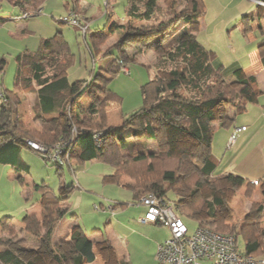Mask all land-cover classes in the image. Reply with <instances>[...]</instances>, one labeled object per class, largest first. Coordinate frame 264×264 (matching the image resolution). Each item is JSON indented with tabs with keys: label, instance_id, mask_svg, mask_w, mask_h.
<instances>
[{
	"label": "trees",
	"instance_id": "trees-1",
	"mask_svg": "<svg viewBox=\"0 0 264 264\" xmlns=\"http://www.w3.org/2000/svg\"><path fill=\"white\" fill-rule=\"evenodd\" d=\"M2 1L0 0V9L6 2ZM45 2L46 0H10L9 4L18 10L12 20L40 16ZM78 3L79 1L74 2L73 12L79 10ZM107 12L106 27L110 25L107 33L93 32L90 27L86 34L81 32L93 60L101 59L100 47L107 41V35L115 33L119 36V41L105 56L101 55L105 57L103 60L111 58V64L105 70L106 76L98 73L92 78V84V81L86 85V81L70 82L68 76L74 66L75 55L70 52V45L60 31L53 37L43 39L38 50H26L15 57L17 72L14 88L11 91L1 89L0 163L14 167L19 172H29V165L21 157V149L25 147L40 154L39 150L30 146L29 141L49 150L59 143L71 142L64 153V159L68 163L71 160H75L76 164L98 161L110 165L114 169L113 176L117 184H120L123 175L131 176L135 182L132 187L134 200L131 203L153 193L170 204L183 220L193 218L202 212L206 204L199 189L200 178L203 177L207 182L213 181L219 187V181L225 177L218 173L220 163L212 154L217 122L223 117L226 105L239 112L246 110V97L259 94L256 80L244 78L240 68L225 69L217 54L207 50L197 40L201 20L206 12L204 0H130L127 19L121 24L112 20V12ZM182 17L184 26L169 45L166 47L164 41L156 43L154 53L158 59L153 73L142 87V109L130 116H123V122L119 125H106L105 110L121 104L120 98L108 90L107 84L122 73L124 68L130 69L131 63L138 62L127 54L129 41L132 38H150L167 33ZM1 21L3 19H0V25L3 23ZM60 23L64 22L60 20ZM138 23L150 25L139 29ZM30 33L29 30H24L20 35L14 36L26 38ZM112 56L116 58L113 59ZM5 65L6 62L0 60V72L4 71ZM27 92L36 94L34 113L42 126L38 131L28 130L18 118L17 105L22 103ZM84 95L92 98L93 102H89L87 106L81 103ZM97 113H104L97 125L83 124V120L80 121L82 115L95 116ZM227 123L228 120L223 117L220 126L225 127ZM174 132L177 142L180 138L187 137L194 142L196 150L190 152L181 148L175 156L171 137ZM141 134L156 141L159 150L156 152L143 148L144 144L138 141ZM124 151L130 153L128 155L131 159H127ZM43 158L46 159L45 156ZM146 161H151L146 173H135L129 164ZM188 164H200L201 167L187 176L183 172ZM54 165L58 169L65 167ZM72 169L76 171L75 167ZM228 176L229 179L236 180L233 176ZM18 178L22 180L21 176ZM164 183L168 185L164 187ZM36 188L43 196L45 218L39 220L37 216L28 214L23 222L25 231L41 241L42 248L50 257L48 264L94 263L96 255L93 242L80 226L71 235L69 252L55 251L52 245L53 233L67 212V209L61 208L60 203L68 196L57 197L53 189L46 185H37ZM183 188L191 190L188 198L175 201L170 197L169 194ZM227 209V199L223 195L215 196L208 203L211 218ZM263 212V206L254 205L238 230L224 225L231 216H222L218 218L214 230L234 236L237 243L241 236L245 241V248L241 250L244 255L264 258ZM6 219L1 221L3 228ZM199 227L203 225L200 224ZM10 229L14 231L12 227ZM42 230H46L44 237ZM0 264L36 263L24 260L18 250L9 248L0 252ZM118 264L128 263L118 261Z\"/></svg>",
	"mask_w": 264,
	"mask_h": 264
},
{
	"label": "rangeland",
	"instance_id": "rangeland-1",
	"mask_svg": "<svg viewBox=\"0 0 264 264\" xmlns=\"http://www.w3.org/2000/svg\"><path fill=\"white\" fill-rule=\"evenodd\" d=\"M4 1L6 2L3 3L0 9V19H3L1 21L3 23L0 25V60H4L6 65L4 71L0 72V104L2 103L1 89L11 91L15 85L17 72L15 57L26 50H38L41 39L52 37L56 34L57 29L64 32V36L70 44V52L75 55L74 66L69 75L71 82L80 80L86 81L85 85L90 83L92 78L100 73L101 67H105L107 61L110 62L111 58H108V60H103V58H105L104 56L107 51L119 41L117 34H112L114 36L107 35V41L100 47L101 59L94 61L81 31L69 24L60 23L62 18L70 16L71 11L67 10L66 6L67 3L72 6L73 0H47L40 16L19 21L12 20V16L16 15L18 10L9 4L10 0H3L2 2ZM129 2L130 0H81L80 4L83 5L81 7L85 12V16L91 22V31L97 32L105 31L106 29L107 11L113 12L114 19L117 21H121L127 17ZM243 3L248 4L252 3V1L242 0V3L234 4L223 14V18L233 17V9L238 10L239 7L243 6ZM75 12L84 19L85 25H89L82 11L78 10ZM216 12L217 9L212 7V11L210 10L207 13L206 19L208 23L214 20ZM241 17L243 16L241 15L240 18H236L231 22L232 25L225 36L221 32L212 33L208 36L204 30L199 34V41L209 49L211 47L213 50L216 49L215 51H217L228 66L231 64L229 61L233 59L234 53L242 49L241 41L235 31V25L237 24L235 21H238ZM184 22V17H182L178 24L167 33L165 32L150 38H132L129 41L126 47L127 54L133 56L138 62L130 64L129 71L131 75H126L122 72L107 84L108 90L116 94L121 100L118 108L121 109L122 117L126 115L130 116L142 109V87L148 81L149 75L153 73L155 62L158 59L154 53L156 43L164 41L162 43L167 47L172 38L183 28ZM145 25L150 24L138 23L137 28L141 29ZM24 27L33 32L30 37L27 39L25 37L19 39L12 37V32L21 34ZM88 40H90V36H88ZM141 48L142 50L140 51ZM86 100V106L90 104L89 102H93L89 96H86ZM35 101V93H25L22 103L17 105V111L19 120L28 130L38 131V128L42 129V126L34 113ZM118 108L113 105L105 110L107 116L106 125L115 126L116 123L121 121V118H116L115 120L114 116V109L116 111ZM103 114L97 113L95 116H91L90 114L83 115L80 117V121L83 120V124L97 125L101 122ZM171 137L174 144L173 154L175 156L179 154L181 148H186L190 152L196 150L194 142L187 137L180 138L178 142L175 132L171 133ZM138 141L144 144L142 147L147 150L150 149L156 152L159 150L156 141L145 134H141ZM29 142L34 143L32 141ZM34 145L40 146L37 143H34ZM124 154H127V159L130 158L129 152L124 151ZM212 154L217 160L215 157L216 152H212ZM21 155L30 167L29 173L22 172L19 175L24 177L22 180L18 178V173L11 166L0 163V252L11 248L18 250L26 261H34L36 264H48L50 257L42 248L41 241L25 231V224L23 222L24 217L28 214L37 216L39 220L45 218L44 201L41 202L42 194L36 187L37 185L47 184L54 190L57 196H68V198L61 200L60 203L61 208H67V212L63 219V225L58 229L61 234L55 235V241L52 242L56 252H69V237H65L66 233L63 234L62 232H65L73 222H77L88 236L92 238L100 236V239H95L98 245L96 252H98L99 260L94 264L116 263L115 258L110 255L109 250H106V246L103 243H97L98 241H102V239H109L111 241L119 261L124 259L128 264H158V248L157 250L154 249L155 241L160 238H170L172 236L171 230L163 225L152 226L156 229L140 226V219L144 217L141 214L144 213L143 208L145 206L143 207V205L141 206L138 203H130L134 199L132 192L125 187L116 186L110 182L109 178L114 174V169L110 165L99 162H87L78 165L75 163V160H71L72 162L69 163L65 160V167L58 169L49 160L48 154L46 155L44 151H40V154H38L23 147ZM42 156H45L46 159ZM150 162L146 161L141 164L129 162V164L135 173H146L148 172ZM157 166H160V164L157 163ZM73 167L76 168V171H73ZM200 167V164H188L184 167L183 173L190 176ZM124 180L127 183H131L130 186L132 187L135 184L131 176L123 175L120 183L125 184L123 183ZM200 182L199 189L206 204L203 206L202 212L197 215L203 216L204 227L216 229L218 218L231 216V219L225 221L224 225L229 226V229L236 228L238 230L244 224L247 214L250 213L254 205L264 207L263 186H250L247 183L245 185L226 184L221 179L219 187H217L213 181L207 182L203 177L200 178ZM167 185V183H164V187ZM190 194L191 190L189 188H183L169 195L177 201L179 198H188ZM222 195L227 199L228 209L218 213L215 218H211L208 214V203L215 196ZM234 204L237 207V211L232 207ZM4 219H6V225L3 228L1 221ZM201 219L200 216L199 220ZM109 221L111 224H108ZM184 221L189 227L190 233H195L199 229L200 222L196 219L184 218ZM45 231L42 230V237H44ZM54 234L55 232L53 236ZM237 245L239 251L244 250L245 241L241 236L238 237ZM203 264L211 263L203 262Z\"/></svg>",
	"mask_w": 264,
	"mask_h": 264
},
{
	"label": "crops",
	"instance_id": "crops-1",
	"mask_svg": "<svg viewBox=\"0 0 264 264\" xmlns=\"http://www.w3.org/2000/svg\"><path fill=\"white\" fill-rule=\"evenodd\" d=\"M75 1H79L77 9H79V11H82L83 16L86 19V21L89 22V26L91 29V22L85 16V12H84L83 8L81 7L83 5L80 4L81 0H73L72 6H70V4L67 3V6H66L67 10L71 9L70 11H72V8L74 6ZM250 1H252V3H248V4L243 3V6L241 8L239 7L238 10L234 8L233 12H232V15H234L233 17L223 18V14L226 13L228 9H230L236 3H242V0H206V1L204 0L205 6H206V12L203 15L202 20H201V27H200L199 32L197 33V40L199 41V39H198L199 34L203 30L208 36H209V34L211 35L212 33H217V32H219V33L221 32L222 35L225 36L227 31H229L230 26L232 25L231 22L236 18H240L241 15L243 16L238 21H235L237 23L235 25V31L238 34V37L241 41V44H242L241 48L242 49L239 52L237 51L234 53L233 59H231L229 61V63H231L229 66L226 65L223 58L217 53V51H215L216 49L213 50L212 47H211V49H209V48L205 47L201 41H199L207 50L213 51L217 54L220 62L222 63V65L224 66L225 69H231L232 70L234 68H240L243 71V77L244 78H255L256 85L258 88L257 90L259 91V94H257V95L251 94L250 96L246 97L247 101H248V105H247L245 111L239 112L236 108L230 107L228 105H226L224 107L223 117L228 120V123L225 127H221L220 124L222 122L223 117L220 120H218L217 128L215 131V137H214L213 145H212V152H216L215 157L217 158V160L220 163L218 173L225 175V177L223 178L224 183H226V184L231 183L233 185H245L246 183L248 184V183H252L255 180H259V181H261V185L260 186L258 185V187H261V186L264 187V181H263L264 180V7L259 6L253 0H250ZM46 2H47V0H46ZM109 3H110V1H109ZM212 7L216 8L217 12L214 15V20L211 23H208V21L206 19L207 13L210 10L212 11ZM42 10H43V7H42ZM126 19H127V17H125L123 20L118 21V22L120 24L124 23L126 21ZM19 20H22V19H18V21ZM112 20H115L114 17ZM115 21H117V20H115ZM109 27H110V25H108L106 27L105 31H103V32L107 33L109 31ZM24 30L27 31L28 28L24 27L22 29V32ZM59 31L62 32L64 35V32L60 29H57L56 34ZM99 32H101V31H99ZM12 33L13 34H11V35L14 38H17L14 35H20L19 33H14V32H12ZM32 33L33 32H31L30 34H32ZM30 34L28 35V37L31 36ZM112 34L113 33H111L110 35L114 36ZM231 34H230V36H231ZM222 35H220V36H222ZM28 37H26V39ZM43 39H47V38H42L41 41ZM65 39H66V37H65ZM41 41H40V44H41ZM234 44H235V42H234ZM99 59L100 58H98L97 60H99ZM94 61H96V60H94ZM110 64H111V60H110V62L107 61L106 66L101 67L100 74L105 75V70L110 66ZM70 72H71V70H70ZM69 75H70V73H69ZM71 83H75V82H71ZM86 96L87 95H84V97H82V99H81V102L84 104H87V100L85 101ZM118 107L119 106H117V108ZM114 116H115V120H116V118L117 119L121 118V121H119V123H116L115 125L121 124L122 120H123V117L121 114V109L118 108V110H116V111L114 109ZM238 127H247L248 129L245 132H241L239 134V137H238L237 142L234 145V147L231 150H228L227 146H228L230 136L232 135L234 130ZM38 130H41V128L40 129L38 128ZM21 151H22V149H21ZM21 151H20V154H21ZM21 157H22V155H21ZM92 163H98V161H93ZM99 163H101V162H99ZM12 169L18 173V176L21 175L22 172L23 173H29V172H25V171L19 172L14 167H12ZM228 175L233 176L234 178H236V180L229 179ZM22 178H24V177H22ZM109 180L112 184H115L116 186L119 185L120 187L127 188L133 194L132 186H130L131 183H127L124 180L123 183H125V184H122V183L117 184L115 182L113 175L110 176ZM45 185L48 186L47 184H45ZM48 187H50V186H48ZM57 197H59V196H57ZM133 197H134V195H133ZM41 202H43V196H42ZM136 203L140 204L139 201ZM136 203H133V204H136ZM232 207L237 211V207L235 204L232 205ZM114 209H115V205H114ZM143 210H144V213L141 214V216L145 217L146 208H143ZM200 216L202 218L201 220H199ZM193 218L196 219L197 221H199L200 224L203 225V216L202 215H195ZM63 219L61 220L60 224H58V226H57V229H56L55 234L53 236V242L55 241V235L61 234V232H59L58 229L61 225H63V223H64ZM108 224H111V222L109 221ZM77 226H80V224L77 222H73L69 226V228L67 230H65V232H62L63 234L66 233L65 237H69L68 241L70 240L71 235L73 234V231H74V229H76ZM140 226L150 227V228L156 229L152 226H159V225L154 224V223H141L140 222ZM262 227L264 228V220H263V226ZM85 234L88 237V239H90L93 242V250H94V253L96 255V261L95 262H97L99 260V255H98V252H96L98 250V248H97L98 245L96 244L95 239H100L99 238L100 236H97V237L95 236L92 238V237L88 236L86 232H85ZM170 238H160L158 240L156 239L154 249L157 250V248L160 244H162L163 242H165L166 240H168ZM97 243H99V244L103 243L106 246V250H109L110 255H112L113 258H115V261H116L115 264H118L119 259H118L115 248L112 245L111 241L109 239H105V240L102 239V241H98ZM122 260H124V259H122ZM124 262H126V260H124ZM94 263H91V264H94Z\"/></svg>",
	"mask_w": 264,
	"mask_h": 264
},
{
	"label": "built area",
	"instance_id": "built-area-1",
	"mask_svg": "<svg viewBox=\"0 0 264 264\" xmlns=\"http://www.w3.org/2000/svg\"><path fill=\"white\" fill-rule=\"evenodd\" d=\"M259 6L264 7V0H253ZM62 22L78 28L83 34L89 29L84 24V19L76 12L62 18ZM126 75H131L129 68H124ZM247 127H238L230 136L227 149L231 150L237 142L239 134L245 132ZM32 148L44 151L48 154L52 163L65 166V149L71 144L59 143L53 151L30 143ZM251 184L260 185L259 180ZM145 206L147 212L140 219L141 223H155L168 227L171 230V238L158 246V264H264V258H255L244 255L238 249L237 240L234 236L222 234L212 228L201 227L195 233H190L184 220L180 218L172 206L164 199L153 194L144 196L139 202ZM99 209V208H97Z\"/></svg>",
	"mask_w": 264,
	"mask_h": 264
},
{
	"label": "clouds",
	"instance_id": "clouds-1",
	"mask_svg": "<svg viewBox=\"0 0 264 264\" xmlns=\"http://www.w3.org/2000/svg\"><path fill=\"white\" fill-rule=\"evenodd\" d=\"M260 183H261V181H260ZM204 227V226H203ZM199 228H201V227H199Z\"/></svg>",
	"mask_w": 264,
	"mask_h": 264
}]
</instances>
